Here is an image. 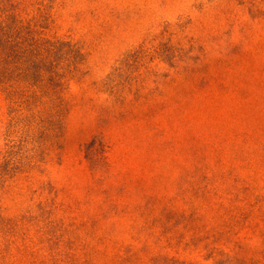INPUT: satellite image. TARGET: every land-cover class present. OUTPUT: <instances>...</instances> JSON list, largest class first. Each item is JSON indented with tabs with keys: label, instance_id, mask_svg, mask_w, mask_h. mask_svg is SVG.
<instances>
[{
	"label": "rangeland",
	"instance_id": "374dc122",
	"mask_svg": "<svg viewBox=\"0 0 264 264\" xmlns=\"http://www.w3.org/2000/svg\"><path fill=\"white\" fill-rule=\"evenodd\" d=\"M41 7L74 56L12 128L0 264H264V0ZM8 121L0 85V166Z\"/></svg>",
	"mask_w": 264,
	"mask_h": 264
},
{
	"label": "trees",
	"instance_id": "16d2710c",
	"mask_svg": "<svg viewBox=\"0 0 264 264\" xmlns=\"http://www.w3.org/2000/svg\"><path fill=\"white\" fill-rule=\"evenodd\" d=\"M37 4L36 13L24 17L20 1L0 0V85L8 102L6 129L8 149L0 166L2 182L11 176L12 128L37 121L46 128L51 123L48 105L59 99L63 85V61L74 56L73 45L49 36V16ZM67 48L68 50L64 51ZM67 56V57H66ZM54 98V99H53Z\"/></svg>",
	"mask_w": 264,
	"mask_h": 264
}]
</instances>
